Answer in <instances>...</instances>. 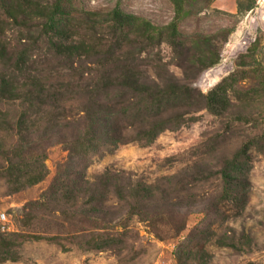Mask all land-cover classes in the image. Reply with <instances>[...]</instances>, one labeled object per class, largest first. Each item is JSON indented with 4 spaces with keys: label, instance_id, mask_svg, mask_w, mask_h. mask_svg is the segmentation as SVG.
I'll use <instances>...</instances> for the list:
<instances>
[{
    "label": "trees",
    "instance_id": "obj_1",
    "mask_svg": "<svg viewBox=\"0 0 264 264\" xmlns=\"http://www.w3.org/2000/svg\"><path fill=\"white\" fill-rule=\"evenodd\" d=\"M254 5L255 0H238V11L247 13ZM75 7L71 0H0V183L17 193L42 182L49 174L46 154L30 147L37 145L40 134L62 132L64 147L73 162L79 159L78 165L60 172L42 199L30 203L26 223L47 209L59 213V227L67 220L79 225L71 234L79 247L116 249L130 230L111 232L97 220L116 199L129 217L170 215L169 226L174 224L169 229L180 234L186 229L185 215L163 209L196 201L192 191L200 179L178 186L173 183L176 175L148 184L107 168L89 181L86 169L95 158L121 146L151 145L163 132L197 121L200 110L221 118L237 103L248 107L261 101L264 86L242 88L244 73L234 72L204 94L190 79L220 61V46L210 39L188 36L176 22L155 25L123 12L119 5L109 12ZM164 43L172 47V62L185 82L172 73L173 63L154 51ZM256 123L254 128L261 132L211 174L221 187L218 217L236 219L248 205L252 153H264V122ZM71 130V137L66 136ZM83 217L93 220L92 228L83 226ZM211 231H197L190 252L204 250ZM35 233L0 232V264L19 261L26 241L63 237L62 232Z\"/></svg>",
    "mask_w": 264,
    "mask_h": 264
},
{
    "label": "rangeland",
    "instance_id": "obj_2",
    "mask_svg": "<svg viewBox=\"0 0 264 264\" xmlns=\"http://www.w3.org/2000/svg\"><path fill=\"white\" fill-rule=\"evenodd\" d=\"M71 1L79 11L109 12L119 5L123 12L155 25L176 22L188 36L210 39L218 49L220 46V61L190 79L192 85L204 94L234 72L244 73L240 83L242 88L264 86V21L260 16L251 18L246 12H239L238 0ZM240 1L247 3L249 0ZM247 34H252V40L244 47L242 42ZM188 47L194 48L195 45L190 43ZM154 51H160L165 62L173 63L170 45L164 43ZM171 70L177 80L186 81L182 70L174 63ZM196 115L197 121L163 132L151 145L128 144L112 154L95 158L85 171L89 181H95L107 168L125 178L130 176L148 184L176 175L178 178H174L173 183L178 186L200 179L192 191L196 201L163 209L177 210L185 215L186 229L183 232L176 235L169 229L174 223L169 226L170 215L166 213H149L150 219L146 215L129 217L127 209H122L116 199L110 202L113 204L107 208V213L97 219L98 224L108 231L117 232L124 227L130 230L125 243L116 249L99 252L79 247L71 235L76 233L79 225L67 220L64 228L59 227L62 221L58 219L59 213L50 214L47 209H40L38 218L26 223L24 218L30 211V203L41 200L59 173L75 168L79 161L74 159L73 162L65 149L64 133L57 131L51 137L40 134L35 139L37 145L29 147L36 154H46L49 174L39 184L17 193H11L6 184L0 183V232H36L42 236L62 232L63 237L57 241H26L21 247L19 261L3 264H264V153H252L249 202L236 219H226L225 215L218 217L216 201L221 187L219 179L211 178L212 172L220 169L227 158L250 137L261 132V128L253 125L264 122V99L248 107L237 103L221 118L205 109ZM73 133L71 130L66 136L71 137ZM206 178L210 179L206 181ZM179 180L183 182L180 184ZM82 221L85 228L94 225L90 217H83ZM199 230H212V233L204 250L199 247L190 252L193 237ZM231 243L234 247L225 245Z\"/></svg>",
    "mask_w": 264,
    "mask_h": 264
},
{
    "label": "built area",
    "instance_id": "obj_3",
    "mask_svg": "<svg viewBox=\"0 0 264 264\" xmlns=\"http://www.w3.org/2000/svg\"><path fill=\"white\" fill-rule=\"evenodd\" d=\"M251 16L253 17L260 16L259 18H261V20L264 21V0H255L254 7L247 12V17H251ZM251 36L252 34L245 35V38L242 42V46L246 47L249 44V42L252 40Z\"/></svg>",
    "mask_w": 264,
    "mask_h": 264
}]
</instances>
